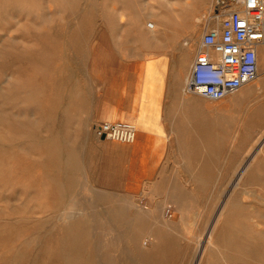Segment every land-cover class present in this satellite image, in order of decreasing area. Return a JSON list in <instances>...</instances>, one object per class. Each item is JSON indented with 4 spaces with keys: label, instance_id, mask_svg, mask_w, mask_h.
Instances as JSON below:
<instances>
[{
    "label": "rangeland",
    "instance_id": "374dc122",
    "mask_svg": "<svg viewBox=\"0 0 264 264\" xmlns=\"http://www.w3.org/2000/svg\"><path fill=\"white\" fill-rule=\"evenodd\" d=\"M229 6V0H0V264H195L224 207L221 226L230 238L220 244L229 258L214 255L208 264H264V135L255 143L264 120L254 118L264 92L240 105V91L226 103L195 96L208 115L222 112L237 123L225 126L216 158L170 166L155 198L129 186L126 153L101 142L125 144L95 135L109 120L100 117L108 108L95 94L90 42H117L121 33L126 42L131 31L120 25L127 21L136 38L149 36L146 23L151 29L156 21L159 42H181L182 50L195 42L198 50ZM259 74L253 88L264 68ZM245 127L256 132L243 137ZM249 162V174L238 181ZM159 209L167 229L141 214Z\"/></svg>",
    "mask_w": 264,
    "mask_h": 264
},
{
    "label": "crops",
    "instance_id": "0c3cea01",
    "mask_svg": "<svg viewBox=\"0 0 264 264\" xmlns=\"http://www.w3.org/2000/svg\"><path fill=\"white\" fill-rule=\"evenodd\" d=\"M134 27L131 21L120 25L121 31H131L126 42L121 40L122 33L117 42H90V68L99 76L95 81L99 104L108 108L100 117L137 128L134 144L114 147L103 141L101 145L124 151L129 186L155 198L170 166L185 168L188 158H216L219 145L209 122L203 124L204 119H212L206 113L208 108L199 98L184 96V89L181 91L182 81L187 83L195 63V42L189 52L180 48L181 42H167L164 37L162 42H141ZM204 165L207 163H200Z\"/></svg>",
    "mask_w": 264,
    "mask_h": 264
},
{
    "label": "built area",
    "instance_id": "2783aa9c",
    "mask_svg": "<svg viewBox=\"0 0 264 264\" xmlns=\"http://www.w3.org/2000/svg\"><path fill=\"white\" fill-rule=\"evenodd\" d=\"M231 8L216 16L219 24L208 28L197 51L187 95L208 101L224 100L259 77V49L264 48V0H229ZM151 27V25H150ZM98 139L130 145L136 128L126 122H104L95 129ZM170 217V209L165 211Z\"/></svg>",
    "mask_w": 264,
    "mask_h": 264
},
{
    "label": "bare ground",
    "instance_id": "6f19581e",
    "mask_svg": "<svg viewBox=\"0 0 264 264\" xmlns=\"http://www.w3.org/2000/svg\"><path fill=\"white\" fill-rule=\"evenodd\" d=\"M148 13V12H147ZM143 16V15H142ZM144 18H149V19H153V17H152V15H147V14H145V16H144ZM25 19V18H24ZM158 19V18H157ZM154 20V19H153ZM155 21V20H154ZM158 21V20H157ZM147 25H149L148 23H146V29H147V31L149 32V36H148V33L147 32H142V39H141V42H158V34L160 33L159 31H160V24L158 23V22H153V24H152V26H151V29H149L148 27H147ZM160 41V40H159ZM167 41V40H166ZM187 44V43H186ZM166 45V44H165ZM182 45V44H181ZM193 45V43H189L188 42V44L186 45V51L185 52H187L188 50H190ZM185 47V46H184ZM194 47V46H193ZM264 50V49H263ZM189 52V51H188ZM189 54V53H188ZM175 55V54H174ZM190 55H192L191 54V52H190ZM188 56V55H187ZM261 58L263 59V64L261 63ZM179 59V58H178ZM189 59V58H188ZM177 60V59H176ZM190 66H191V64H190ZM262 66H263V68H264V53L262 52V54H260V56H259V73H260V70H262L263 68H262ZM260 75V74H259ZM184 83L186 84V82H184V80L182 81V86L184 87ZM255 84V83H254ZM253 84V86H255ZM181 86V87H182ZM257 87H255V88H253L252 87V85L251 84H249V85H246L245 87H243L241 90H239L240 92H242V94H244L243 95V98H242V100H240V101H235L236 103L235 104H237V105H240L242 102H243V100L245 101V100H248L249 98H252V97H259L260 96V94L262 95L263 94V92H264V79L263 80H261L260 82H257V85H256ZM182 87V88H183ZM238 93V92H237ZM235 96H237V95H232V96H230V97H228V98H226V99H224V103H226V102H229V100H231V98H235ZM261 97V96H260ZM260 99V98H259ZM255 100V99H254ZM222 101V100H221ZM250 101V100H249ZM261 101H263V100H261ZM260 101V102H261ZM213 102H220V101H213ZM258 103V102H257ZM256 103V104H257ZM264 103H261V106H260V108L257 110V111H255V116H254V118H255V120H257V121H262V120H264V111H263V108H264ZM226 111V109H224L223 110V113ZM220 113H222V112H219V114ZM210 115L211 117H212V119H206V121L204 120V122H203V124H205V122H209L208 123V125L210 126V127H212L213 128V131H214V134H213V137H214V139H216L217 140V142H218V145L220 144V142H221V138L222 137H224L225 135H226V132H227V128H225V126H229V128L230 127H232L233 125H235V123H237L236 122V120L235 119H232V118H229L228 116H222V115ZM252 118V117H251ZM243 119V118H242ZM253 120V119H252ZM240 123V122H239ZM238 123V124H239ZM237 124V125H238ZM241 126H248L249 125V123L246 121V120H241ZM134 127L136 128V126L134 125ZM207 127V126H206ZM205 127V128H206ZM137 129V128H136ZM211 129V128H210ZM238 132V131H237ZM236 132V133H237ZM256 132V130H254V131H251V128H250V130L247 128V127H245V129L243 128L242 129V131L240 130L239 132H238V134H240V135H247V136H249V137H251L252 136V134L253 133H255ZM236 133H233V134H236ZM238 134H236V135H238ZM264 135V128L263 129H261L260 131H258L257 132V138L255 139V143L256 142H258L259 141V138L258 137H260V136H263ZM222 136V137H221ZM237 137V136H236ZM244 137V136H243ZM232 138V137H231ZM234 139H235V137H234ZM233 139V140H234ZM105 142V141H104ZM135 142V141H134ZM134 142L132 143V144H134ZM96 144V143H95ZM131 145V144H130ZM250 147V146H249ZM252 147L253 146H251L250 148H249V150L247 151V154L243 157V158H246V156L249 154V152L252 150ZM58 157V156H57ZM256 157V156H255ZM255 157H253V158H255ZM252 158V159H253ZM55 159V158H54ZM251 159V160H252ZM243 162V161H242ZM244 165V164H243ZM240 166H242V164L240 163ZM239 166V167H240ZM250 162L248 163V165H246V167H244V170H240L239 169V171H241L240 172V174L238 175V177H237V180L238 181H240V180H242L247 174H249V171H250ZM258 175V174H257ZM263 176V175H262ZM237 182V181H236ZM235 182V183H236ZM241 182V181H240ZM237 185H238V183H237ZM247 190H249V189H247ZM251 196V195H250ZM256 198V197H255ZM254 198V199H255ZM261 199H264V198H261ZM255 200H257V199H255ZM264 201V200H263ZM163 203V202H162ZM130 205V204H129ZM225 205V204H224ZM228 204L226 203V205L225 206H227ZM222 208V207H221ZM230 208H231V206H230ZM221 210V209H220ZM231 211V210H230ZM220 212V211H219ZM131 214V213H130ZM141 214H143V215H146L149 219H147L148 221L150 220L151 221V223H153V225L154 226H156V227H161V228H169V226H170V223H169V221H165L164 220V218L162 217V213H161V210L159 209V210H156V212H146V213H141ZM223 215H224V217H225V207L221 210V212L219 213V215H217V217L215 218V220L213 221V223H212V225H210V227H209V230H208V232H207V239H206V241H205V244L198 250V253H196V260H195V264H208V261L211 259V256H218L220 259H223V260H225V261H228V258L229 257H227V255H226V250H224L223 249V245L221 246V244H220V239L223 241V243L222 244H227L229 241H227L229 238H230V236H227L226 234H224L225 233V231H223V228H225L224 226H221V219L223 218ZM130 215H128V217H129ZM233 217V216H232ZM130 218V217H129ZM136 218V217H135ZM235 218V217H234ZM234 218H232V219H234ZM140 220V219H139ZM146 220V219H145ZM136 226H138V225H136ZM244 226V225H243ZM151 227V226H150ZM155 227V228H156ZM137 228V227H136ZM239 228V227H238ZM237 228V229H238ZM138 229V228H137ZM228 230V229H227ZM231 232V231H230ZM146 235V234H145ZM230 235V234H229ZM150 236V235H149ZM79 237V236H78ZM78 237H76V238H78ZM135 237V236H134ZM140 237V236H139ZM145 237V236H144ZM76 238H75V240H76ZM81 238V237H80ZM150 238V237H149ZM74 240V241H75ZM141 240V239H140ZM144 240V239H143ZM161 240H162V238H161ZM165 240V239H164ZM148 241V240H147ZM235 241V240H234ZM238 241V240H237ZM138 242V241H137ZM156 243L158 242V241H155ZM161 242V241H160ZM239 242V241H238ZM81 245H83L82 243H81V240H80V242H79ZM156 243H154V244H156ZM64 244H65V242H64ZM63 244V245H64ZM74 245H75V243H73ZM148 244V243H147ZM149 244H150V242H149ZM163 244V243H162ZM161 244V245H162ZM240 244H243V243H240ZM239 244V245H240ZM62 245V246H63ZM73 245V246H74ZM78 245V244H77ZM80 245V246H81ZM143 245V244H142ZM144 245H145V243H144ZM152 245V244H151ZM165 245V244H164ZM237 245H238V243H237ZM84 246V245H83ZM69 247V246H68ZM74 247H77V246H74ZM165 247V246H164ZM245 247V246H244ZM71 248V247H70ZM84 248V247H83ZM82 248V249H83ZM140 248V247H139ZM138 248V249H139ZM161 248H162V246H161ZM63 249V248H62ZM78 249V248H77ZM80 249V248H79ZM78 249V250H79ZM81 249V250H82ZM137 249V250H138ZM145 249V248H144ZM242 249H243V247H242ZM253 249V248H252ZM72 250H74V249H72ZM88 250H90V248H88ZM161 250V249H160ZM140 251V250H139ZM245 251V250H244ZM249 251V250H248ZM69 252V251H68ZM160 252H164V251H160ZM160 252H158L159 254H160ZM233 252V251H232ZM231 252V253H232ZM250 252V251H249ZM65 253V252H64ZM78 253V252H77ZM77 253H76V255H77ZM87 253V252H86ZM247 253V252H246ZM60 254V253H59ZM81 254H83V253H81ZM234 254H236V253H234ZM62 254H60V256H61ZM66 255V254H65ZM65 255H63L62 256V258L65 256ZM84 255V254H83ZM82 255V256H83ZM88 255H90V254H88ZM88 255H87V258H88ZM135 255V254H134ZM133 255V256H134ZM240 255V254H239ZM250 255V254H249ZM256 255V254H255ZM58 256V255H57ZM59 256V257H60ZM66 256H68V254L66 255ZM65 256V257H66ZM160 256V255H159ZM242 257V256H241ZM261 257V256H260ZM259 257V258H260ZM69 258V257H68ZM82 258V257H81ZM85 258V257H84ZM83 258V259H84ZM144 258V257H143ZM143 258L141 259V260H143ZM239 259H240V257H238ZM243 258H245V257H243ZM60 259V258H59ZM80 259V258H79ZM145 259H147V258H145ZM231 259H232V257H231ZM246 259V258H245ZM76 260V259H75ZM89 260V259H88ZM162 260V259H161ZM233 260V259H232ZM235 260V259H234ZM248 260V259H247ZM254 260V259H253ZM251 261V260H250ZM260 261V260H259ZM259 261H258V263H259ZM81 262H83L82 260H81ZM85 262V261H84ZM87 262H89V261H87ZM211 262V261H210ZM234 262V261H233ZM252 262H254V261H252ZM251 262V263H252ZM261 262V261H260ZM66 263V262H65ZM76 263H78V260H77V262ZM75 263V264H76ZM90 263V262H89ZM212 263V262H211ZM257 263V264H258ZM70 264V263H69ZM237 264V263H236ZM244 264V263H243ZM245 264H247V263H245ZM260 264V263H259ZM263 264V263H262Z\"/></svg>",
    "mask_w": 264,
    "mask_h": 264
},
{
    "label": "water",
    "instance_id": "95a60500",
    "mask_svg": "<svg viewBox=\"0 0 264 264\" xmlns=\"http://www.w3.org/2000/svg\"><path fill=\"white\" fill-rule=\"evenodd\" d=\"M101 140H104V138H101Z\"/></svg>",
    "mask_w": 264,
    "mask_h": 264
}]
</instances>
